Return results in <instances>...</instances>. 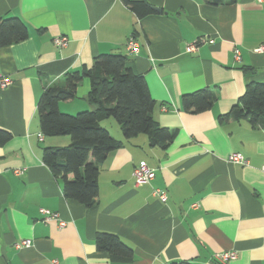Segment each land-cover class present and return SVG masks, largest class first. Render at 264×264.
I'll use <instances>...</instances> for the list:
<instances>
[{"label": "crops", "instance_id": "0c3cea01", "mask_svg": "<svg viewBox=\"0 0 264 264\" xmlns=\"http://www.w3.org/2000/svg\"><path fill=\"white\" fill-rule=\"evenodd\" d=\"M127 1L162 13L139 18L126 0H0V19H21L29 30L26 41L0 49V77L12 81L0 87V129L13 136L0 148V264H264V127L220 121L249 84H264V53L255 52L264 46V2ZM59 36L66 47L54 45ZM131 38L138 55L128 50ZM192 44L198 49L188 52ZM101 55L128 58L156 103L155 122L177 136L164 148L148 134L126 139L114 119L103 120L121 147L100 165L97 203L87 208L65 197L63 179L43 161L46 148L72 140L42 134L38 105L46 89L63 87L68 73L91 69ZM206 89L217 95L211 110L186 112L183 96ZM90 90L85 79L59 111H95ZM232 154L248 165L230 163ZM141 163L156 176L136 187ZM43 210L56 217L45 221ZM99 233L118 236L134 259L114 262L98 251ZM22 241L31 245L16 248ZM227 252L237 259L220 262Z\"/></svg>", "mask_w": 264, "mask_h": 264}, {"label": "trees", "instance_id": "16d2710c", "mask_svg": "<svg viewBox=\"0 0 264 264\" xmlns=\"http://www.w3.org/2000/svg\"><path fill=\"white\" fill-rule=\"evenodd\" d=\"M236 0H205L211 6L220 7ZM126 4L139 18L154 14L153 7L145 1H127ZM29 38L26 24L18 18L0 19V49L19 44ZM89 79L91 90L88 102L95 111L67 115L59 111V103L71 101L77 96L79 85ZM217 95L206 89L184 95L186 112L200 114L211 110ZM156 103L143 76L128 66V58L122 55L98 56L91 69L68 73L63 87L48 88L38 105L41 132L46 137L68 136L72 144L65 148H46L44 163L56 178L64 181V195L87 208L96 205L99 196V168L111 153L121 147L110 132L102 127L105 119H114L122 128L126 139L141 134L150 135L154 145L168 147L177 132L160 128L154 120ZM247 121L253 127H264V84L252 83L246 88L230 113L220 118L221 122ZM13 136L0 129V148L7 145ZM72 175L74 180H68ZM96 247L108 253L114 262H129L134 251L118 236L99 233ZM188 264V263H179Z\"/></svg>", "mask_w": 264, "mask_h": 264}, {"label": "built area", "instance_id": "2783aa9c", "mask_svg": "<svg viewBox=\"0 0 264 264\" xmlns=\"http://www.w3.org/2000/svg\"><path fill=\"white\" fill-rule=\"evenodd\" d=\"M264 2V0H260ZM54 45L57 48H64L68 45L69 39L65 36H59L54 39ZM198 49L197 44L190 45L187 50L188 52H195ZM128 50L133 55H138L140 47L137 41L134 38H131L128 42ZM255 52L257 53H264V46L258 48ZM235 55L237 60H240V51L236 50ZM12 84L11 79L9 78H1L0 77V87L2 89L8 88ZM42 138V137H41ZM228 161L235 165L247 166L248 161L239 154H232ZM22 171H17V174H20ZM264 172V167H263ZM156 176V170L151 169L146 163L139 164L133 173V177L135 180V186L140 187L146 184H150ZM154 196L157 197L161 202L166 203L168 200L167 194L161 189H154ZM42 213L46 214L45 221H49L56 217L55 214L50 213L48 211H41ZM61 226H64V223H61ZM31 245L30 241H22L17 243L15 246L16 248L20 249L22 247H28ZM238 255L236 252H227L220 255H217V259L222 263H227L231 260L237 259Z\"/></svg>", "mask_w": 264, "mask_h": 264}, {"label": "water", "instance_id": "95a60500", "mask_svg": "<svg viewBox=\"0 0 264 264\" xmlns=\"http://www.w3.org/2000/svg\"><path fill=\"white\" fill-rule=\"evenodd\" d=\"M153 10L158 12V13H162V11L160 9H153Z\"/></svg>", "mask_w": 264, "mask_h": 264}, {"label": "rangeland", "instance_id": "374dc122", "mask_svg": "<svg viewBox=\"0 0 264 264\" xmlns=\"http://www.w3.org/2000/svg\"><path fill=\"white\" fill-rule=\"evenodd\" d=\"M111 121H113V123H114V120H111ZM115 123H116V122H115ZM115 123H114V125H116Z\"/></svg>", "mask_w": 264, "mask_h": 264}]
</instances>
